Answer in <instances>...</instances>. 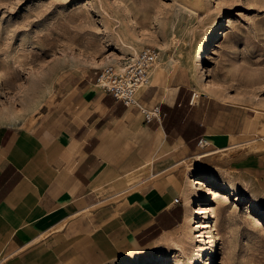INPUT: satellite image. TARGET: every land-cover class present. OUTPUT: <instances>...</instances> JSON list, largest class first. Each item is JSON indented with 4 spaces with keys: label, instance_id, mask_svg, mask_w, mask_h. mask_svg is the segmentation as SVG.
Masks as SVG:
<instances>
[{
    "label": "crops",
    "instance_id": "obj_1",
    "mask_svg": "<svg viewBox=\"0 0 264 264\" xmlns=\"http://www.w3.org/2000/svg\"><path fill=\"white\" fill-rule=\"evenodd\" d=\"M92 80L70 72L31 127L0 124V264H138L171 239L194 159L264 192V142L202 126L179 69L151 71L129 107Z\"/></svg>",
    "mask_w": 264,
    "mask_h": 264
},
{
    "label": "rangeland",
    "instance_id": "obj_2",
    "mask_svg": "<svg viewBox=\"0 0 264 264\" xmlns=\"http://www.w3.org/2000/svg\"><path fill=\"white\" fill-rule=\"evenodd\" d=\"M228 10L202 75L199 47ZM146 45L161 50L152 72H182L202 126L220 116L246 132L249 146L264 142V0H0V124L31 127L52 108L70 72L95 82L97 69H120ZM196 160L185 176L186 194L205 177L210 184H198L203 190L214 183L241 200L200 199L193 206L212 208L215 216L197 217L183 194L180 222L151 264H264L262 215L247 214L252 202L264 214V192L245 185L237 171L217 174Z\"/></svg>",
    "mask_w": 264,
    "mask_h": 264
},
{
    "label": "built area",
    "instance_id": "obj_3",
    "mask_svg": "<svg viewBox=\"0 0 264 264\" xmlns=\"http://www.w3.org/2000/svg\"><path fill=\"white\" fill-rule=\"evenodd\" d=\"M161 59V50L153 45L144 46L138 53L128 55L119 62L121 69L116 65H107L95 71V82L105 92L116 100L123 102L127 107L136 104L139 88L148 85L151 70ZM146 122L160 119L161 105L153 108H143ZM203 139L200 140V143ZM179 202V198L176 199Z\"/></svg>",
    "mask_w": 264,
    "mask_h": 264
},
{
    "label": "bare ground",
    "instance_id": "obj_4",
    "mask_svg": "<svg viewBox=\"0 0 264 264\" xmlns=\"http://www.w3.org/2000/svg\"><path fill=\"white\" fill-rule=\"evenodd\" d=\"M230 13H231V10H228L222 14L220 22L212 29V31H210L209 35L206 37V39L202 42V44L199 47V51L197 54V64L199 66V73L202 75H207L209 72V67L207 64L209 61V54L208 53H209L210 49L212 48L211 43H212L214 38H215V40H214V42H215L218 39V37L223 33L222 30H223L224 26H226L227 16ZM5 78L6 77H3V79H5ZM150 82H151V78H150ZM221 83L224 87H226L228 89L227 85L224 82H221ZM144 86H147V85H144ZM144 86H142L141 88H143ZM141 88H139V90ZM197 180H199V181L196 184H194L192 187L194 189L193 193H188L186 195V200H187L188 206L193 209V214L198 215L197 217H199L201 214H204L202 217L208 218V217H214L215 214H214V210L212 208H204L203 206H201V207L196 209V207L193 206L194 202H197L198 200L203 199V200H205V202L208 203L212 200V198L214 199V198H217L218 196H221L225 200L232 199V198L235 199V197L237 196L232 191H221V189L218 186H216L214 183H211L210 187H208L207 190H203L204 186H199L198 184H201V185H203L204 183L210 184L209 183L210 180L206 181L205 177L198 178ZM195 191L197 192V194L198 193L204 194L203 197H202V195H201V197L195 196ZM236 200H241V199L239 196H237ZM251 204L253 206L254 203L252 202ZM207 206H209V205H207ZM252 206L249 207V211L247 212V214H251V213L254 214L255 213L256 215H262L261 220L264 221V214L261 211L254 209ZM199 226H201V225L199 224L198 227ZM190 237H191L190 235H187L186 238H190ZM156 257H157V251H153L151 254H149V256H147L145 259L140 261L138 264H151L152 262H154ZM159 264H167V262L162 261ZM210 264H214V261L211 260Z\"/></svg>",
    "mask_w": 264,
    "mask_h": 264
}]
</instances>
